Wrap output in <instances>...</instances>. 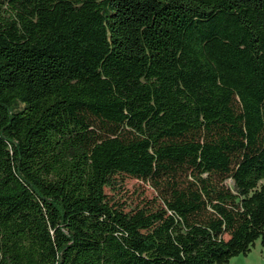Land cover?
<instances>
[{
    "label": "trees",
    "instance_id": "trees-1",
    "mask_svg": "<svg viewBox=\"0 0 264 264\" xmlns=\"http://www.w3.org/2000/svg\"><path fill=\"white\" fill-rule=\"evenodd\" d=\"M124 175L155 194L131 206ZM256 241L264 0H0V264H230Z\"/></svg>",
    "mask_w": 264,
    "mask_h": 264
},
{
    "label": "rangeland",
    "instance_id": "rangeland-1",
    "mask_svg": "<svg viewBox=\"0 0 264 264\" xmlns=\"http://www.w3.org/2000/svg\"><path fill=\"white\" fill-rule=\"evenodd\" d=\"M121 181L123 184L122 196L126 198V202L131 206L139 203L141 198H151L155 194L148 183H143L138 179L124 175L121 177ZM228 182L230 184V181ZM107 192L110 191L107 189ZM263 262L264 250L259 241H256L247 254H238L230 259V264H263Z\"/></svg>",
    "mask_w": 264,
    "mask_h": 264
}]
</instances>
